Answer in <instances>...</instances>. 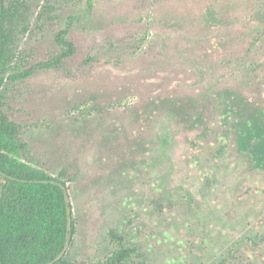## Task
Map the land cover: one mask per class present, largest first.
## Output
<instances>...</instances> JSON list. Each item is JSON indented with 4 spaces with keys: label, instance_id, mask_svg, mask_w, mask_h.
I'll return each instance as SVG.
<instances>
[{
    "label": "rangeland",
    "instance_id": "374dc122",
    "mask_svg": "<svg viewBox=\"0 0 264 264\" xmlns=\"http://www.w3.org/2000/svg\"><path fill=\"white\" fill-rule=\"evenodd\" d=\"M61 13L16 48L45 59L76 14L68 70L15 84L4 110L34 165L66 171L70 261L104 262L123 245L135 249L127 264H264V139L251 136L264 129V0Z\"/></svg>",
    "mask_w": 264,
    "mask_h": 264
},
{
    "label": "trees",
    "instance_id": "16d2710c",
    "mask_svg": "<svg viewBox=\"0 0 264 264\" xmlns=\"http://www.w3.org/2000/svg\"><path fill=\"white\" fill-rule=\"evenodd\" d=\"M96 0H0V264H69L67 249L77 232L69 203L66 171L57 175L33 164L32 150L4 110L14 85L40 71L68 70L77 54L70 30L74 14L54 31L55 51L29 63L16 48L18 37L46 31L61 19V11L83 5L91 12ZM34 24L36 27H34ZM138 44V40H136ZM133 44L134 48L138 45ZM95 60L89 56L86 63ZM264 139L255 126L251 136ZM115 239L122 238L111 231ZM134 248L121 245L100 264H127ZM212 264H232L221 260Z\"/></svg>",
    "mask_w": 264,
    "mask_h": 264
},
{
    "label": "water",
    "instance_id": "95a60500",
    "mask_svg": "<svg viewBox=\"0 0 264 264\" xmlns=\"http://www.w3.org/2000/svg\"><path fill=\"white\" fill-rule=\"evenodd\" d=\"M69 264H100V263L93 262V261H87V260H77V261L70 262Z\"/></svg>",
    "mask_w": 264,
    "mask_h": 264
}]
</instances>
